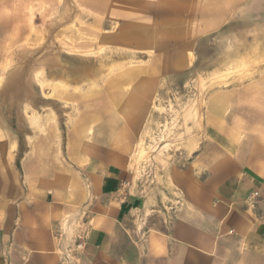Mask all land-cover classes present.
<instances>
[{
  "label": "crops",
  "instance_id": "1",
  "mask_svg": "<svg viewBox=\"0 0 264 264\" xmlns=\"http://www.w3.org/2000/svg\"><path fill=\"white\" fill-rule=\"evenodd\" d=\"M224 7L204 31L235 5ZM255 27L239 57L264 58ZM143 85L82 98L64 153L36 151L22 179L0 161V264H264V77L207 98L190 160L171 169L169 201L144 194L129 164Z\"/></svg>",
  "mask_w": 264,
  "mask_h": 264
},
{
  "label": "rangeland",
  "instance_id": "2",
  "mask_svg": "<svg viewBox=\"0 0 264 264\" xmlns=\"http://www.w3.org/2000/svg\"><path fill=\"white\" fill-rule=\"evenodd\" d=\"M190 2L200 8L219 5L216 15L199 22L185 13L184 21L175 25L159 24L161 17L147 18L148 12L169 10L160 0L132 6L143 11L129 24L142 22L137 28L152 33L142 50L109 40L121 27L108 14L114 0H0V161L16 163L22 179V166L36 151L64 153L82 98L112 96L109 83L138 89L141 82L144 87L136 90L135 98L144 100L139 111L144 117L129 163L133 180L144 194L172 199L171 169L190 160L188 151L197 144L207 98L264 77L256 72L264 68V58L238 56L241 35L244 40L257 37L244 31L264 29V0H180L172 6L184 10ZM224 5L235 7L221 24L204 31L203 23L223 20ZM246 5L260 9L245 10ZM174 28L184 35L191 31L173 38L169 29ZM129 71H139L140 79L117 85L119 76Z\"/></svg>",
  "mask_w": 264,
  "mask_h": 264
},
{
  "label": "bare ground",
  "instance_id": "3",
  "mask_svg": "<svg viewBox=\"0 0 264 264\" xmlns=\"http://www.w3.org/2000/svg\"><path fill=\"white\" fill-rule=\"evenodd\" d=\"M105 1H107V0H105ZM111 1H113V0H111ZM114 1H115L114 4H112L111 6L109 5L110 6L109 9H111V11H109L108 14L111 15L110 21H112L114 25H117V24L120 25L121 24V27L117 28V30L114 31V34L109 37V40L116 43L117 45L121 44L122 46H125L126 44H132L137 49L140 48V49L144 50L146 42L152 38V33L149 32L150 30H147L144 27L142 28L143 30H140L137 28L136 25H139L140 23H141L140 26H144V25H142L143 24L142 22L133 23V25H131L129 23L131 21L130 20L131 17L136 18V17H138L139 14L141 16L142 11H143L142 10L141 13H140V9H138V11H135L132 9V6L133 7H136V6L140 7L141 5L145 4L147 0H114ZM160 1L164 5H168V7H170L169 10L166 9L165 11H163V12L161 11L160 13L156 12L155 15H154V13L148 12L147 18H149V17L153 18L156 16L161 17L159 24H163V25H165V24H172V25L178 24L180 21H182L183 13L187 14V17L190 21H194L197 18H206L207 15H216L217 9H216L215 5H219L216 2H211V3L204 4L205 7L200 8V6H198L199 4H194L193 2H190V4H188V5H192V6L188 9L183 10V8H181V6H177V7L172 6V5H180V3H178V1H180V0H172V2L175 4L169 3L168 0H160ZM220 5H222V4H220ZM130 8H131V10H130ZM110 12H112V13H110ZM211 22H212V20L208 21L209 25ZM96 24H95V26H96ZM92 29L94 30V28H92ZM98 29H100V28H98ZM169 31L171 32L170 36H172L173 38H179L181 35H184V33H182L183 32L182 29L174 28L171 30L169 29ZM190 31H186V35H184V36H187L188 33H190ZM162 32L163 31L157 30L156 35L162 36ZM82 33H84V32H82ZM191 33H193L195 35V34H197V31L194 29V30H192ZM167 35H169V34H167ZM128 46H130V45H128ZM137 78L140 79L139 71H129V72L123 74L122 76H119V79H118L119 82L117 83V85H120V86L126 85L128 83H131L133 80H135Z\"/></svg>",
  "mask_w": 264,
  "mask_h": 264
}]
</instances>
